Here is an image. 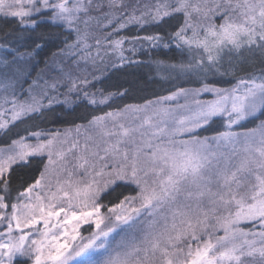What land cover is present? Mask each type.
I'll use <instances>...</instances> for the list:
<instances>
[{"label":"snow or ice","instance_id":"1","mask_svg":"<svg viewBox=\"0 0 264 264\" xmlns=\"http://www.w3.org/2000/svg\"><path fill=\"white\" fill-rule=\"evenodd\" d=\"M0 21V264H264V75L216 84L245 53L264 58V0H0ZM131 26L157 31L121 34ZM145 42L186 53L169 67L195 86L93 115L82 140L13 134L60 95L123 96L97 84ZM218 120L225 130L201 134Z\"/></svg>","mask_w":264,"mask_h":264},{"label":"trees","instance_id":"2","mask_svg":"<svg viewBox=\"0 0 264 264\" xmlns=\"http://www.w3.org/2000/svg\"><path fill=\"white\" fill-rule=\"evenodd\" d=\"M0 26H3L2 21H0ZM12 27L14 25L10 26L8 31H11ZM52 31L54 35L44 43V47L39 50L36 57L39 61L37 72L44 69V61L51 57L52 53L57 50V46L61 44V39L55 35L60 30L54 29ZM155 31L157 29L153 26H146L143 29L131 26L121 34L125 36H144ZM3 36L4 33L0 32V41H2ZM128 47L132 46L126 45V48ZM135 47L137 48L135 54L128 51L125 54L133 61H138V63H125L119 71H109L104 82L97 84L98 88H104L106 92H125L123 96H113L107 105L91 106L77 99L75 95L67 98L60 95L50 107L44 110L42 116L35 121H30L28 124H20L18 128L13 130V134L17 131L23 133L25 127H32L33 125H38L40 129L52 130L82 124L91 119L93 115H101L109 110L122 108L130 104L144 103L175 90L176 86L168 84L156 72V67L158 64L177 63L185 60L187 54L175 47L167 49L163 47L150 48L146 42L143 45L136 44ZM23 50L21 48V51ZM35 74L33 73V75ZM25 87L27 86L25 85ZM42 167L43 164L39 160H34L31 167L17 169L13 174V188H20L24 182H31V178L38 175L35 170L42 169ZM121 193L128 194L124 189H117L115 192L106 195L104 202H117L118 198H121ZM13 194L15 195V192Z\"/></svg>","mask_w":264,"mask_h":264},{"label":"rangeland","instance_id":"3","mask_svg":"<svg viewBox=\"0 0 264 264\" xmlns=\"http://www.w3.org/2000/svg\"><path fill=\"white\" fill-rule=\"evenodd\" d=\"M186 59H187V56H186ZM233 63L235 65V69L233 71H231V73L229 75L216 78L217 86L222 87V88H231V87L236 86L240 79H248L250 77H260V76L264 75V58H261L259 56V54H257L256 56L253 57L250 54L245 53L244 57H241L238 60H234ZM170 64H172V63L167 62V63H163V64H158L157 67H156V72L160 76H162V78L168 84H172V85L176 86V89L178 87H192V86H195L192 83H190L186 78L178 75L175 71H173L169 67ZM175 90H173V91H175ZM171 92H169V93H167L165 95H162V96H167ZM162 96H160V97H162ZM158 98L159 97L154 98V99L149 100V101H156ZM203 98L204 99H211L212 97L211 96H205ZM146 102L147 101H145L144 103H140V104H130V105H144ZM178 102L183 104L185 101H184L183 98H180L178 100ZM174 103L175 102H167L165 104V106H168V104H174ZM124 107H122V108H124ZM122 108H118V109H122ZM118 109H113V110H109V111H114V110H118ZM87 122L82 123V124H77V125H87ZM242 123H244L246 127H253L254 126L253 123H250V122H247V121L246 122H242ZM257 123H258V121H257ZM77 125L68 126V127H62V128H58V129H52V130H49V131L55 132V131L58 130L61 134L67 133L69 139L78 138V139L82 140L83 137L86 134H88L89 130L87 128H85V127H81L79 132H77V130H76V126ZM223 130H225V123H224V121H219L218 120L216 123H213L208 128V130L202 131L201 134L202 135L211 136V135H214L216 131H223ZM234 130L243 131L245 129L244 128H235ZM105 203L108 204L107 202H105ZM82 206H83L82 204H78L77 205V210H79V208L82 207ZM88 230H89V226H87V225L83 226L82 229H81L82 235L87 236L88 235Z\"/></svg>","mask_w":264,"mask_h":264}]
</instances>
